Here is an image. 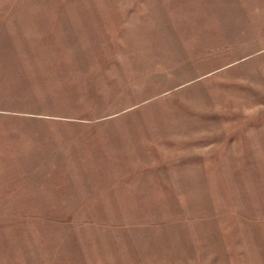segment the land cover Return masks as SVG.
<instances>
[{"label": "rangeland", "instance_id": "374dc122", "mask_svg": "<svg viewBox=\"0 0 264 264\" xmlns=\"http://www.w3.org/2000/svg\"><path fill=\"white\" fill-rule=\"evenodd\" d=\"M0 264H264V0H0Z\"/></svg>", "mask_w": 264, "mask_h": 264}]
</instances>
